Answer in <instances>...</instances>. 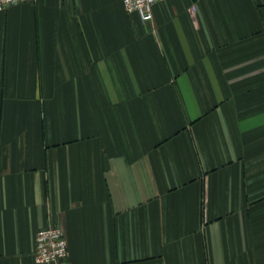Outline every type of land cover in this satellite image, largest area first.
I'll return each mask as SVG.
<instances>
[{"label": "crops", "instance_id": "1", "mask_svg": "<svg viewBox=\"0 0 264 264\" xmlns=\"http://www.w3.org/2000/svg\"><path fill=\"white\" fill-rule=\"evenodd\" d=\"M0 10V264H264V0Z\"/></svg>", "mask_w": 264, "mask_h": 264}, {"label": "built area", "instance_id": "2", "mask_svg": "<svg viewBox=\"0 0 264 264\" xmlns=\"http://www.w3.org/2000/svg\"><path fill=\"white\" fill-rule=\"evenodd\" d=\"M32 0H0V10L10 5ZM128 13H136L144 23L153 18L155 3L164 0H121ZM68 256L67 240L62 229L56 225H47L37 230L34 241L33 258L37 263L66 264Z\"/></svg>", "mask_w": 264, "mask_h": 264}]
</instances>
